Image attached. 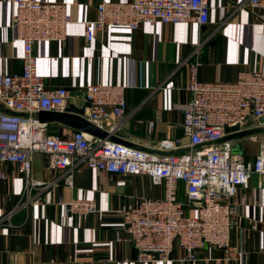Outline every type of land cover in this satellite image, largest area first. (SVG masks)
Wrapping results in <instances>:
<instances>
[{
	"label": "crops",
	"instance_id": "1",
	"mask_svg": "<svg viewBox=\"0 0 264 264\" xmlns=\"http://www.w3.org/2000/svg\"><path fill=\"white\" fill-rule=\"evenodd\" d=\"M65 3L72 23L64 42L43 41L34 46L38 72L46 86L71 90L70 105L82 109V90L91 84L127 87V112L114 128L112 138L140 147L164 139L188 143L183 132L182 105L189 102V71L180 66L201 44L199 79L233 82L240 72L264 71V23L249 0H210L209 23L142 24L137 30L124 26L107 29L87 41L84 22L97 18L102 2L132 0H41ZM241 6V7H239ZM13 0H0V74L21 73L23 45L12 27ZM171 87H174L172 89ZM75 129L61 123L48 124V133L69 137ZM264 142V129L251 128ZM259 142L242 144L248 160L259 154ZM182 149L176 151L180 153ZM6 171L18 165H0ZM64 170H52L44 154H35L30 181L53 182L47 189L31 187L19 174L0 181V264H139L135 244L122 229L123 206L137 205L143 198H163L164 186L144 175L123 176L91 170L83 165L74 172L73 188L63 183ZM252 177L241 190L245 205L232 232L235 258L223 257L219 249L206 247L197 262H180L176 248L165 264H264V188ZM179 197L186 201L184 184ZM86 198L96 205L88 215L66 213L60 200ZM25 202H29L26 207ZM149 264H164L160 262Z\"/></svg>",
	"mask_w": 264,
	"mask_h": 264
},
{
	"label": "built area",
	"instance_id": "2",
	"mask_svg": "<svg viewBox=\"0 0 264 264\" xmlns=\"http://www.w3.org/2000/svg\"><path fill=\"white\" fill-rule=\"evenodd\" d=\"M13 3L12 27L23 45L24 66L21 73L0 74V165L16 164L18 170L0 168V181L23 174L26 190L57 185V181H30L35 154H44L50 169L64 170L63 183L70 188L75 170L83 165L110 174L147 176L154 185L164 186V197L143 198L137 205L119 210V227L135 244L139 264L171 262L176 248L183 253L180 262L199 261L206 247L223 252L216 262L233 260L239 251L233 245L232 232L245 205L241 190L249 188L252 177L258 179L259 189L264 188V142L255 134L239 137L251 128L264 129V71H242L233 82H203L199 79V43L180 64L189 71L191 98L182 105L187 144L164 139L143 149L79 130L69 137L52 135L48 123L39 121L37 115L66 111L73 95L65 87L46 86L38 72L34 46L43 41L64 42L72 19L65 3ZM249 4L259 10L264 23V0H249ZM209 18L210 0H132L102 2L97 6V18L83 24L86 40L91 42L111 27L134 31L142 24L187 22L203 27ZM126 92L127 87L121 85H88L82 90L84 117L102 130L113 131L127 112ZM247 139L259 142L254 160H248L242 148ZM183 148L186 150L176 153ZM180 183L186 201L179 197ZM60 203L66 213L96 211L95 203L86 198L61 199Z\"/></svg>",
	"mask_w": 264,
	"mask_h": 264
},
{
	"label": "water",
	"instance_id": "3",
	"mask_svg": "<svg viewBox=\"0 0 264 264\" xmlns=\"http://www.w3.org/2000/svg\"><path fill=\"white\" fill-rule=\"evenodd\" d=\"M83 113H84L83 109H77L70 105L64 112L55 113L52 111H41L37 115V118L39 119V121L44 122V123H48V124L61 123L75 130L84 131L94 137H97L100 139H110V140L115 141V139L112 138V135L110 132H107L104 129L102 130V128L98 127L91 121L87 120L84 117ZM227 131H229V129H227ZM247 135L248 134L244 132V133L239 134V137H245Z\"/></svg>",
	"mask_w": 264,
	"mask_h": 264
}]
</instances>
